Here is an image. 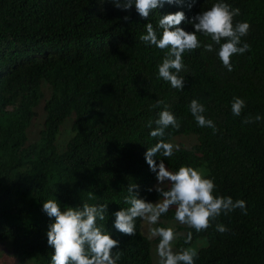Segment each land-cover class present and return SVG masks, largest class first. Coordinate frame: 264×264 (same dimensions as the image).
Instances as JSON below:
<instances>
[{
  "label": "trees",
  "instance_id": "16d2710c",
  "mask_svg": "<svg viewBox=\"0 0 264 264\" xmlns=\"http://www.w3.org/2000/svg\"><path fill=\"white\" fill-rule=\"evenodd\" d=\"M216 2L165 4L144 19L134 6L124 11L110 0H0V245L12 264H51L46 233L53 219L42 210L50 199L62 210L107 204L108 218L98 224L119 241L117 264H152L158 238L142 233L141 219L136 235L119 233L113 213L129 207L124 198L130 184L139 186L138 198L161 199L147 191L156 179L145 160L157 143L148 127L150 120L156 127L162 110L152 107L157 100L180 123L179 130L166 129L165 142L191 135L196 143L180 146L170 158L158 155L156 162L163 159L173 172L205 167L215 195L244 200L247 208V215L239 209L221 214L199 233L186 225L173 228L183 232L174 251L203 241L194 264H264V0H223L240 9L234 23L250 24L241 38L250 50L232 57L229 72L218 46L205 52L210 38L197 33L202 47L183 56L182 90L158 78L168 50L140 40L148 23L159 38L160 17L177 11L186 17L179 27L193 32L188 20ZM234 97L246 104L240 116L231 111ZM193 99L205 106L215 134L197 125L189 110ZM257 114L259 122L242 123ZM67 125L68 141L60 146L57 138ZM174 213L170 209L155 227L177 222ZM217 223L229 231L219 233ZM188 232L192 240L185 244Z\"/></svg>",
  "mask_w": 264,
  "mask_h": 264
},
{
  "label": "clouds",
  "instance_id": "9594fccd",
  "mask_svg": "<svg viewBox=\"0 0 264 264\" xmlns=\"http://www.w3.org/2000/svg\"><path fill=\"white\" fill-rule=\"evenodd\" d=\"M114 7L124 11H130L133 6L141 18L147 19L150 14L162 8L165 4H181L182 0H110ZM194 3L195 0H192ZM191 6V5H189ZM240 15L239 8H232L229 4L219 0L210 9L193 16L189 23L194 28L193 32H186L179 27L185 22L183 11L168 13L160 17L158 26L162 29L160 37L152 23L145 25L146 34L141 35L140 40L145 45L168 51L162 63L158 67V78L169 82L172 88L182 90L184 77L179 75L185 70L183 56L202 47L197 33L210 38L209 43L203 44L205 52L216 51L224 68L233 71L232 57L243 55L250 50L247 43L242 44V37L248 35L250 24L247 22L234 23V17ZM125 21L128 16L123 17ZM223 41V42H222ZM158 119L148 122L150 136L157 138V143L145 152V160L151 172L155 174L156 184L147 191H155L161 199L155 203L139 197L138 185L130 184L127 188L128 195L124 203L129 205L113 213L115 219L113 227L121 234L127 236L136 235V221L141 219L149 225H156L161 216L170 209H174V218L181 225L194 229L197 233L207 230L212 226L221 214L227 215L239 209L247 215L246 202L233 200L230 196H217L214 180L206 178L203 173L191 166H180L175 172L165 166L164 160L156 162L158 155L170 158L180 150L179 145L165 142L166 129L179 130L180 123L169 106L163 100H157L152 106L160 108ZM246 107L242 98L234 97L231 111L234 116H240ZM191 115L199 127L218 131L215 123L207 119L203 113L205 106L196 99L189 104ZM260 115L246 116L243 124L259 122ZM170 135V133H169ZM93 198V197H90ZM42 210L53 222L48 226L47 244L53 250L51 264H117L122 253L119 249V241L113 239L105 230L104 225L98 224L107 220V204L91 205L84 203L81 207H67L61 209L55 199L47 200L42 205ZM216 231L225 233L229 229L220 223L215 225ZM150 235L158 238L156 255L158 264H194L198 257V251L191 247L173 250V242L177 234L172 227H152ZM192 232H188L184 239L185 244H190ZM114 249L115 251L114 254Z\"/></svg>",
  "mask_w": 264,
  "mask_h": 264
},
{
  "label": "rangeland",
  "instance_id": "374dc122",
  "mask_svg": "<svg viewBox=\"0 0 264 264\" xmlns=\"http://www.w3.org/2000/svg\"><path fill=\"white\" fill-rule=\"evenodd\" d=\"M69 132H70V125L65 126L62 131L61 134L58 136L57 138V144L60 146H64L67 141H68V137H69ZM168 142L173 143V144H177L182 147L185 148H191L195 145L196 143V138L194 136H177L174 137L172 139H170ZM197 170L201 171L203 173V175L205 176L207 174V169L205 167H200L197 168ZM157 182H155L156 184ZM154 184V185H155ZM142 226H141V231L142 233L148 237L149 239H153V237H151L150 235V228L155 227V225H149L146 221L141 220ZM169 227L175 228L179 225H181L179 222H172L167 224ZM177 236H181L183 234V232L178 231ZM175 242V241H174ZM174 242H173V250H174ZM204 242L203 241H199L197 243H195L191 248L198 250L201 246H203ZM156 243L152 244L151 247V256H152V264H158V257L156 255L155 249H156ZM0 264H12L13 263V259L6 254L5 248L0 245Z\"/></svg>",
  "mask_w": 264,
  "mask_h": 264
}]
</instances>
